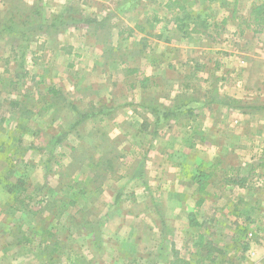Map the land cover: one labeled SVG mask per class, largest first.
<instances>
[{"label": "rangeland", "instance_id": "374dc122", "mask_svg": "<svg viewBox=\"0 0 264 264\" xmlns=\"http://www.w3.org/2000/svg\"><path fill=\"white\" fill-rule=\"evenodd\" d=\"M11 1L22 3L21 0ZM75 1L77 4L68 7L71 8L69 13L51 19L47 8L53 7V2L33 1L40 5L43 19L54 23L59 31L55 33L51 28L35 35L22 60L14 52L12 42L0 41V264H169L173 248L180 257L190 258L194 264L201 259L197 252L200 233L206 237L200 251L205 248L214 252L217 259L213 264H264V191L259 186L264 182V174L258 168L264 156V142L250 143L242 136L233 140V133L243 135L244 123L236 117L238 123L233 124L226 110L232 104L230 99L226 95L211 94L214 87L205 102L200 95L181 96L187 103L185 107L197 106L198 112L192 110L194 116L189 118V123L179 121V128L175 127L174 119H171L174 121L171 126L170 123L161 125L159 131L166 130L161 143L154 142L157 130L151 135L149 126L126 142L117 137L115 131L100 140L99 131L92 132L84 119L62 143L52 146V138L68 131L83 113L100 114L88 107V102L100 104L84 93L70 90L43 94L44 88L51 84L48 79L40 81L39 76L49 73L51 61L39 57L38 48L43 41L52 40L58 44L59 37L65 41L60 32L63 29L60 20L75 34L82 33L85 27L95 28V32L102 35L99 43H105L100 47L108 48L111 41V46L117 45V58L127 60L128 68L136 67L140 72L139 80L145 77L143 73L151 71L150 68L162 72L156 62L149 66L151 57H156L160 50V42L153 36L147 37L149 30L140 32L143 36L131 35L126 27L134 23L141 25L145 17L153 13L162 15L166 0ZM182 1L188 2L194 13L208 17L207 34L201 38L206 42L203 45L230 48L229 43L222 42L227 39L230 26L237 23L222 22L223 16H229L233 8L228 5L230 0ZM7 2L0 0V12L7 8ZM80 2L85 7L79 6ZM244 2L237 5L239 13L251 8L249 0ZM115 6L116 15L104 18L107 8ZM164 17L175 25L170 16ZM196 36L193 34L188 41H180V32L173 38V47L188 45L192 52H171L166 63L170 61L173 69L165 67L164 71H173L179 63H186L185 59L199 57L194 53V47L198 46ZM139 37L142 39L138 41ZM101 57L107 56L102 54ZM101 57H96L95 68L97 71L104 69L101 77L112 85V78L108 76H112L114 70L108 74L109 65ZM193 65L189 64L190 68ZM90 66L83 56L57 57L53 65L55 70L67 72L76 67L79 73ZM94 74L98 83L99 76ZM189 82L182 86L190 87ZM122 84L126 82L122 80ZM195 84L193 80L194 91ZM215 97L220 99L216 101ZM211 101H215V105H211ZM201 103L203 106H199ZM139 129L130 122L122 124L125 131ZM190 134L192 140L188 142L195 146L187 149L183 166L181 158L179 160L173 152L183 149L181 139L186 135L189 139ZM153 143L159 150L166 148V155L149 153ZM195 149L201 155L190 153ZM169 160L172 163L178 160L179 167H170ZM156 163L158 167L154 166ZM159 169L164 173H158ZM198 171L211 172L204 192L198 191L194 177ZM132 175L140 177V181L131 178ZM230 177H246L247 180L240 186ZM159 181H173L174 184L155 190L153 187ZM13 188L15 196L18 200L25 199L27 207L16 210L18 203L12 200L14 195L10 191ZM49 188L51 190H47ZM199 199L202 202L197 205ZM70 200L73 201L71 205L67 204ZM24 210L26 212H22ZM189 215L194 224L205 223L206 226L190 225ZM242 224L247 234L244 238L249 240L246 251H242L238 241L243 237ZM54 241L58 246L53 249ZM210 263L201 260V264Z\"/></svg>", "mask_w": 264, "mask_h": 264}, {"label": "crops", "instance_id": "0c3cea01", "mask_svg": "<svg viewBox=\"0 0 264 264\" xmlns=\"http://www.w3.org/2000/svg\"><path fill=\"white\" fill-rule=\"evenodd\" d=\"M33 1L37 0H32V2ZM51 1L53 2V7L47 8V12L52 15L49 17L50 19L56 17L58 14L69 13V9L71 10V8L68 7L71 4H77L75 0ZM243 1L244 0H230L228 5L233 7L231 8L230 15H225L222 18L223 23L237 21L236 25L230 26L231 29L228 36H226L227 39L222 40V42L229 43L230 48L225 49L217 48L214 45H203L206 43L204 39H201L204 34H196L198 37L196 36L195 40L198 46L194 47V53L199 57L185 59L184 62L186 63H179L178 66L180 68L176 66L173 71V64L170 63V61L166 63L169 54L171 52H182V50H187V52L190 53L192 50L188 45L184 46V44L174 45L179 49L173 47L171 42L181 31L177 29L176 22L173 21L175 25H172L169 22L168 17L163 18L164 15L170 16L164 3L162 6V9H164L162 15L159 13H153L150 16L145 17V21L141 25L134 23L133 25H130V27H126L127 31H131V35H141L140 32L149 30L147 37L150 39V37L153 36L161 45L159 48L160 50L156 54L157 56L151 57L149 66L156 62L161 66L162 72L150 68L151 71L146 74L143 73L145 77L141 80L138 79L140 72L136 67L128 68L125 65L126 63H129L127 60H119L117 58V45L111 46L113 43L111 41V43H108L110 45L108 48L100 47V45H104L105 43H99V41L102 40V35L98 31L95 32V28L93 30L92 28L85 27L86 29L84 28L81 30L82 33L75 34L69 26H67V28L65 26L60 30L65 37V41L60 39V37L58 44L52 40L43 41L41 47L38 48V56L47 57V59L51 61L49 64V73L39 76L40 81L48 79L51 84L48 88H44L43 94H57L59 91L69 92L70 90L84 93L91 100H96L98 102L96 104H100V106H96L92 104L93 101H91V103L88 102V107L92 108L94 112H99L100 114H90V117L85 120L84 124L87 125L92 132L96 133V131H99L97 134L99 135L100 140L105 139L115 131L117 134L116 136L122 137V141L126 142L129 139L131 140L132 137L136 138L139 136L141 129L144 130L148 126L151 127L152 130L150 131L151 135L154 131L153 125L155 118L152 117L149 111L143 106V102L147 99V96H150L149 98H154L159 104L173 107L177 97L187 95H200L203 98V102H205L209 97L211 87H214L211 94L214 92V94H218V96L226 95L230 99L232 104H229V108L226 110L229 111L233 124L238 123L236 117L240 118L242 123H244L243 125L245 129L243 135H236V133H233V140L236 141V137L240 138L242 136L244 140L249 141L250 143L255 142V140L263 143L264 23L256 25L251 18V11L259 2L264 4V0H258L257 4L254 3L255 0H249L248 5L251 8H246V13H239L237 5H241ZM32 2L30 1V3ZM94 2H96V0H93V3ZM246 3H248V0H245L244 4ZM79 6H84V3L80 2ZM107 11L112 13H106ZM106 12L104 13V18L115 16L117 12L116 6L111 9L107 8ZM69 25H72V23ZM160 25L161 28L159 30ZM121 28L119 29L120 32ZM92 30L93 32H91ZM181 34L182 37L180 38V41H188V37L193 35H185L182 32ZM140 39H142V37H139L138 41ZM81 40H83V43ZM35 43H38V41L35 40ZM79 48H81V50H79ZM102 54L107 57H101ZM80 56L85 57L87 61L91 63L89 69L84 68L83 71L79 73V70L76 69V67L74 70H69L68 72L62 69L55 70L53 67L54 61L57 57H65L68 59L69 57ZM96 57H101L108 63V74L114 70L112 76L110 74L108 76L112 78V85L108 83L109 81L101 77V74L105 73L104 69L100 71L96 70L94 65ZM192 63H194V65L190 68L189 64ZM165 67L172 69L164 71ZM172 72L176 73V75H171ZM94 73L99 76L98 83H96V76ZM91 75L93 79L91 78ZM131 78H133L132 81ZM122 80L126 82L125 85L122 84L123 86L121 85ZM193 80L196 81L195 91L192 89ZM187 81H190L188 85L190 87H183V84L187 85ZM62 82H65L64 85ZM99 90H101L100 94ZM67 98L70 97L67 96ZM197 99L198 98L196 97L195 100L197 101ZM214 99L218 101L220 98L215 97ZM211 102V105L215 103V101ZM203 104L204 103H201L199 106H203ZM191 108L198 112L197 106H191ZM110 113L114 116H110ZM192 115L194 116V114ZM189 118L190 117L186 118L181 116L179 119H174L175 127L179 128L180 124H177L179 121H184L185 124L189 123ZM174 121L169 120L164 125L170 123L169 126H171ZM128 122H130L131 125L136 124L140 129L134 132L122 130V124ZM164 125L162 127H164ZM239 125H241V123H239ZM248 126L250 128L246 129ZM187 128L188 130H191L189 126H187ZM159 129H161V127L157 129V134L159 136L157 137L156 134L153 139L154 142L159 141V143H161L164 140V137L162 136L165 134L166 130L163 129L162 131H159ZM193 131L194 129L192 132ZM144 132L147 133L148 131ZM181 140L184 145L183 149H175L173 154H177L179 160L181 158L182 165L185 166V158L188 156L187 153L189 152L187 149H194L195 145L194 143L188 142L189 140H192L191 134L189 135V139L186 135ZM263 145L264 144H262V146ZM157 146L158 145L153 143V147L149 149V153L153 151L152 153H163V155H166L167 149L159 150ZM190 153L194 156H198V154L201 155L200 151L196 149L194 152ZM135 154L137 153L135 152ZM168 156L170 155L168 154ZM263 159H261V161ZM169 162L172 163L171 160H169ZM171 163L169 164L170 167H179L178 160L176 163L173 162V165ZM199 163L201 164V160H199ZM154 166L158 167L159 163H156ZM251 167L252 165H250L249 168L251 169ZM258 168H260L261 172L264 174V166L258 165ZM182 169L183 168H181V170ZM158 173H164V171L159 169ZM137 177L139 176L137 175ZM131 178L137 179L138 182L140 181V177L136 178V176L132 175ZM169 183H172V185L174 184L173 181H159L157 186L153 188H155V190L164 189L165 185H169ZM259 186L260 190L264 191V182ZM142 187H144V185H142ZM130 194L132 195V191ZM116 196L118 197L119 194L113 197L111 204L116 201ZM120 197H122V195ZM263 202L264 200L262 201V204Z\"/></svg>", "mask_w": 264, "mask_h": 264}, {"label": "trees", "instance_id": "16d2710c", "mask_svg": "<svg viewBox=\"0 0 264 264\" xmlns=\"http://www.w3.org/2000/svg\"><path fill=\"white\" fill-rule=\"evenodd\" d=\"M21 1L22 3L19 4L8 0L7 8L4 9L3 12H0V41L9 40L10 42H12L11 44L13 45L14 52H16V54H18V56L21 57L22 60L23 57H25L30 43L33 41L35 35L37 36L39 33L47 32V30L51 28H54L53 31L56 33L59 31V29L55 28L56 25L54 23H49L48 21H45L43 19V11L40 8L39 4H33V2L27 3L23 0ZM165 8L169 12L170 17L173 19V21L176 22L177 29L183 34H207L206 31L209 24L208 17L203 16L200 13H194L191 10L188 2H184L182 0H167L165 3ZM60 17L62 18L63 14L60 15ZM251 18L256 25L264 23V4L259 3L252 8ZM60 22L63 27L66 26V23L63 20H60ZM128 33L130 34L131 31H129ZM181 98L183 97H177L175 99L176 101L174 102L175 104L173 107L159 104L156 100H154V98H147V100L143 102L144 108L147 109L149 113L155 118L154 134H156L157 128L167 123L171 119H179L181 116L186 118L192 116L191 106L185 107L187 103L181 100ZM79 117L80 119L70 125V129L68 131L60 136L58 135L55 138H52L54 139L52 142L53 147L58 146L64 140L65 136L71 133L72 130L79 124H81L84 119L89 118L90 114L87 115L86 113H83ZM263 160L259 165L264 166ZM194 177L197 178L198 191L204 192L206 186L208 185V179L211 177V172L198 171L197 175H195ZM230 180L233 183L242 186L247 179L246 177H230ZM47 190L51 189L49 188ZM10 191L14 195L12 197V200L18 203V208L16 210L23 209L24 206L27 207V205H24L25 199L18 200L19 198L15 196L16 193L14 191V188ZM72 202L73 201L70 200L67 204L71 205ZM201 202L202 199H199L197 205ZM22 212L26 211L24 210ZM246 220L250 221L249 217H247ZM189 224L201 227L206 226L205 223H201V225L194 224L193 217L191 215H189ZM240 232L241 234H243V239H238L241 246L240 248L242 249V251H246L249 246V240L244 238L247 237V234H245L246 230L244 228V224H242ZM198 237L199 241L197 244L201 248L203 247L202 242L206 240V237L201 233L198 235ZM52 245L53 249L54 247H57V241H54ZM200 248L197 250V252L199 253L201 259H197V262H195L194 264H201V260H208L209 262H211L210 264H213V262H215L217 259L215 253L205 248H202V251H200ZM172 252L173 258L169 261V264H193L190 258L185 259L180 257L174 248L172 249Z\"/></svg>", "mask_w": 264, "mask_h": 264}]
</instances>
